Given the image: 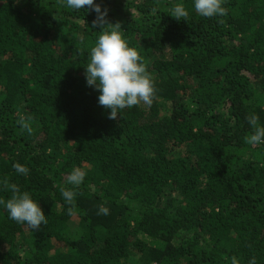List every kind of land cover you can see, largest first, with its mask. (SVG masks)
I'll use <instances>...</instances> for the list:
<instances>
[{"label": "trees", "instance_id": "obj_1", "mask_svg": "<svg viewBox=\"0 0 264 264\" xmlns=\"http://www.w3.org/2000/svg\"><path fill=\"white\" fill-rule=\"evenodd\" d=\"M222 6L205 18L193 0H103L155 88L109 119L85 80L96 14L0 0V200L16 184L48 221L31 230L0 204V264H264V144L246 139L251 114L264 126V0Z\"/></svg>", "mask_w": 264, "mask_h": 264}, {"label": "clouds", "instance_id": "obj_2", "mask_svg": "<svg viewBox=\"0 0 264 264\" xmlns=\"http://www.w3.org/2000/svg\"><path fill=\"white\" fill-rule=\"evenodd\" d=\"M103 0H61V4L69 9L80 11L85 9L96 14L93 27H99L96 32L94 46L90 49L89 62L85 67L86 85L98 91L97 103L109 111V119H115L121 110L130 109L143 103L151 106L155 98L154 83L147 72L138 51L130 47L124 39L121 23L112 24L108 20V9L102 8ZM224 0H193L195 11L202 17L211 18L223 16L226 9L222 6ZM170 16L180 21H186L189 12L182 3L170 8ZM254 132L246 139L249 145L264 144V126L259 124V117L253 113L248 118ZM31 118L19 121L22 131L32 133ZM16 172L22 176L29 173L24 165H13ZM86 176V172L75 167L67 176V183L78 187ZM11 192L6 201L0 200L8 218L18 224L27 225L31 230H38L47 224V217L38 201L34 200L28 191H22L20 186L2 182ZM61 195L67 202L68 215H75V191L68 188L61 189ZM99 213L107 215L108 209L102 207ZM232 264H237L233 259ZM251 264H255L252 261Z\"/></svg>", "mask_w": 264, "mask_h": 264}, {"label": "rangeland", "instance_id": "obj_3", "mask_svg": "<svg viewBox=\"0 0 264 264\" xmlns=\"http://www.w3.org/2000/svg\"><path fill=\"white\" fill-rule=\"evenodd\" d=\"M132 262H133V260H132ZM133 264V263H132Z\"/></svg>", "mask_w": 264, "mask_h": 264}]
</instances>
